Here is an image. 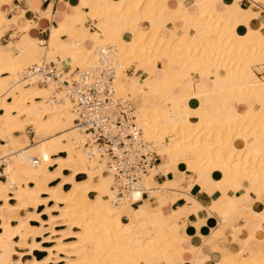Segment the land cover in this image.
<instances>
[{
  "label": "bare ground",
  "instance_id": "obj_1",
  "mask_svg": "<svg viewBox=\"0 0 264 264\" xmlns=\"http://www.w3.org/2000/svg\"><path fill=\"white\" fill-rule=\"evenodd\" d=\"M86 1L83 11L73 7L57 23L68 27V41L54 31L47 46L35 39L19 49L17 42L0 46V158H7L2 172L6 181H0V264H152L154 256L183 252L177 245L185 237L181 231L172 233L170 213L158 207L157 218L148 201L133 209V202L144 199L139 191L114 200L112 173L102 171L96 155L84 154L85 137L73 128L69 99L50 85L37 87L23 79L22 72L40 60L60 57V62L86 70L97 62L96 48L112 47V98L134 94V122L142 138L157 146L161 161L169 154L168 167L184 168L188 182L196 175L200 189L226 188L210 210L227 221L241 204L236 186H242L246 198L251 189L257 196L264 192V77L256 76L264 70V32L259 29L264 25L250 24L258 14L239 9L240 0H195L194 12L181 4L169 9L166 0ZM250 1L253 6L264 2ZM218 5L222 11L216 10ZM50 11L43 16L49 19ZM86 15L98 22L105 16L104 29L91 34L83 26L76 28ZM19 19L25 22L24 16L7 19L0 12V38L11 25L22 31ZM139 19L148 23L147 30L137 26ZM192 23L193 36L188 33ZM123 32L129 33L122 37ZM89 39L91 48L85 45ZM77 55L83 58L72 63ZM124 64L134 65L132 74L123 71ZM252 64L259 65L253 67L257 71ZM139 70L147 74L144 79L137 77ZM193 74L199 75L195 83ZM202 98L211 100L215 112L198 104ZM26 126L32 127L36 145L29 144ZM169 135L170 143L160 149L158 141ZM158 167L143 177L149 195L156 190L149 182L162 170ZM154 192L150 199L164 194ZM257 240L264 246V233ZM220 250L216 264H264L260 250ZM33 252L45 256L36 260Z\"/></svg>",
  "mask_w": 264,
  "mask_h": 264
},
{
  "label": "crops",
  "instance_id": "obj_2",
  "mask_svg": "<svg viewBox=\"0 0 264 264\" xmlns=\"http://www.w3.org/2000/svg\"><path fill=\"white\" fill-rule=\"evenodd\" d=\"M8 1L9 2H7V0H3L0 6V12L3 16L7 19L24 16L25 22L30 25V27H28L25 22L22 23V20L19 19L18 27L20 26L19 28L22 29L23 32H17L18 28L12 25L4 32V35L0 40V45L3 48H7L9 43L17 42L15 44L17 49L27 44L31 39L38 40L41 45H48L50 41L54 39V31L57 32L58 38L62 41H68L69 39L66 34L68 27L66 25L61 27L57 23L60 22L63 19L64 14L70 12L73 7H75L78 11H83L85 6H87L86 0ZM96 1L105 2L107 0ZM226 1L227 3H231L229 0ZM178 4H181L182 7L192 12L196 9L195 0H166V5L169 9H175ZM49 6L51 9L48 8ZM237 6L243 11L250 10L258 14L255 19L253 18L250 20L252 27L259 28L264 25V14H261L259 11L260 8L264 9V2L263 4L258 3L253 6L250 0H240L237 3ZM31 8L37 9L40 12V15L39 12H31ZM48 9L49 11L51 10L49 13V19L43 16V13L47 12ZM216 10L222 11L223 9L220 5H218L216 6ZM105 18V16H102L100 18V22H98V20L90 19L89 16L86 15L83 27L91 32V34L95 32L100 33V31L104 29L103 27H105ZM141 20L142 19L137 20V26L147 30L148 23ZM99 24L100 26H98ZM175 25L178 26L179 23H176ZM165 27L167 29H172L173 24L167 23ZM76 28L79 29L80 27L77 25ZM259 29L261 32H264V28ZM195 32L196 31L189 30V35L193 36L195 35ZM113 33L116 36H120L118 31H114ZM127 33L129 32H123L121 36L124 37ZM12 34L15 35V38L10 39L9 37ZM92 43L93 40L91 39L85 41L87 48H91ZM42 54L43 53L41 52L40 55ZM156 67L161 69L162 64L157 63ZM127 74L130 75V73ZM136 75L140 79L145 77V74L142 71H138ZM191 76L190 77L193 79V83L199 79L198 74H193ZM262 77L264 76H260L259 78ZM206 82L207 86L212 88V80L208 79ZM198 104L203 105L211 113L215 112V109L211 107V100L209 98H202L201 101H198ZM239 109L240 107H237V110ZM166 160V156L163 157L162 161L161 158H159L158 169L161 168L162 170H159L155 177H153L155 185L151 183V185L154 186L153 188L158 187L157 190H160V193L164 194L159 199H143L141 203L132 206V208L137 210L144 204V202L148 201L151 206L155 207V215L158 218L161 214L158 207H161V211L165 214L170 213L172 220L176 223H173L171 226L172 233L179 234V231H181L185 238L182 244L177 245V247H181L183 251L180 255H163L158 258L157 256H154L152 258V264L154 262H157V264H168L171 261H173L174 264H216L221 260L220 249L228 250L231 253L238 251L244 252L246 250H260L264 253V246H262L263 242L257 240L258 236L264 233V221L260 223L257 220V215H261L264 218V192H261V194L257 196L254 194L253 189H251L246 198L241 194L243 191L242 186H236L235 189L237 190L238 197L240 198L241 207H238L236 215L232 216L231 219L224 221L218 217L216 212L210 210L209 208L212 207L213 202L220 196V190L224 191L226 188L219 184L218 186H212L207 190L200 189L198 185H195L197 181L196 175H192L190 182H188L189 178L185 175V169H180L177 166H175V168L171 166L168 167ZM167 176H170L171 179L168 180ZM215 178L218 179L217 176ZM0 181L3 182L2 180ZM229 194L231 195L232 192H229ZM43 208V206H39L38 211L43 210ZM43 219L45 220L46 218L43 217ZM224 223L228 224L224 226ZM12 225L14 226L15 223ZM32 226L38 225L32 223ZM7 231L11 232L12 230L8 229ZM12 240L17 241L18 238H12ZM36 241L37 243H40L41 239H36ZM217 248L218 250L216 251ZM32 254L36 260H41L45 256L44 253L38 252H33ZM13 259L16 260L17 257H13Z\"/></svg>",
  "mask_w": 264,
  "mask_h": 264
},
{
  "label": "built area",
  "instance_id": "obj_3",
  "mask_svg": "<svg viewBox=\"0 0 264 264\" xmlns=\"http://www.w3.org/2000/svg\"><path fill=\"white\" fill-rule=\"evenodd\" d=\"M259 11L264 14L263 8ZM113 51L109 46L96 48L97 62L86 70H71L59 60H40L21 76L30 84L50 85L69 99L73 128L85 137L84 154L90 158L96 155L102 171L112 173L114 200L125 199L131 191H139L141 198L150 199L151 189L144 186L143 177L158 165L157 146L142 138L131 103L112 98ZM126 73L132 74V69H126ZM256 76H264V70ZM6 160L0 158V180L4 178ZM31 165H36V160L32 159Z\"/></svg>",
  "mask_w": 264,
  "mask_h": 264
},
{
  "label": "rangeland",
  "instance_id": "obj_4",
  "mask_svg": "<svg viewBox=\"0 0 264 264\" xmlns=\"http://www.w3.org/2000/svg\"><path fill=\"white\" fill-rule=\"evenodd\" d=\"M261 4H263V2H260ZM90 19H92L91 17H89ZM85 19V18H84ZM84 19L82 18V19H80V21H79V27L80 26H83L82 25V23L84 22ZM187 25H188V23H187ZM186 25V26H187ZM192 26H191V29L190 30H193V31H195V29H196V25L195 24H191ZM183 27V26H182ZM182 27H180L179 28V30H178V35H181V33H182ZM180 30H182V31H180ZM189 33V32H188ZM190 34V33H189ZM193 34H194V32H193ZM1 39V38H0ZM47 45V44H46ZM45 45V46H46ZM1 46V45H0ZM80 57V58H79ZM83 58V56L82 55H77V56H74V57H72L71 58V62L72 63H74L75 62V60H77V59H82ZM55 59H59V60H61V61H63L60 57H57V58H55ZM54 59V60H55ZM64 62H66V61H64ZM67 63V62H66ZM129 63V62H128ZM133 64V63H132ZM78 65V64H77ZM76 64H74V65H72V64H69V66H70V68H71V70L72 69H74L75 67H80V68H82L81 66H77ZM126 65H127V63H126ZM125 64H124V66H126ZM264 65V63L261 65V66H263ZM256 66H259L258 64H252V69H253V71H257V70H255L254 68L256 67ZM254 67V68H253ZM121 69H123V68H121ZM126 69H132V71L135 69V67H134V65L133 66H126V68L123 70V71H125L126 72ZM122 71V70H121ZM139 71H141V70H139ZM142 72L145 74V77H146V73L142 70ZM144 76V75H143ZM142 76V77H143ZM141 77V78H142ZM144 77V78H145ZM144 78H142V79H144ZM117 79V78H116ZM264 79V78H263ZM260 80H262V79H260ZM37 87H42V88H44L43 86H37ZM45 87H47V86H45ZM116 88V87H115ZM114 88V89H115ZM127 91L126 92H128V88H125ZM144 90H146L147 88L146 87H144L143 88ZM114 92H115V90H114ZM124 95H126V98H124ZM123 95V98L125 99V100H128L130 103H131V105H132V107L134 108V110L136 109V107H137V104L134 102V99H135V97H134V94H129V93H125ZM133 95V96H132ZM133 98H132V97ZM52 97V96H51ZM51 97H49V98H51ZM137 98V97H136ZM24 133L26 134V136L28 137L27 139H28V142H29V144L30 145H36V144H33V141H32V139L34 138L33 137V132H32V127L31 126H26L25 128H24ZM30 134V135H29ZM170 140H171V136L169 135V136H165L164 138H162V141H158L160 144H161V146H160V149L162 148V145H165V144H167V143H170ZM158 142H156L157 144H158ZM166 151V150H165ZM167 155H168V157H169V154L167 153V154H165V156L167 157ZM162 159H163V157H162ZM6 178L4 177V178H1V180L3 181V182H5L6 180H5ZM151 183H153V185H155V183L154 182H149V184H151ZM152 185V187H154ZM149 186V185H148ZM110 189H111V187H110ZM155 189L156 190H154V191H157V187H155ZM154 191H152L151 193H155ZM150 193V195L149 196H152L153 194H151ZM228 223H224L223 225L224 226H226ZM153 264H157V262H154ZM168 264H174V262L173 261H171V262H169Z\"/></svg>",
  "mask_w": 264,
  "mask_h": 264
}]
</instances>
